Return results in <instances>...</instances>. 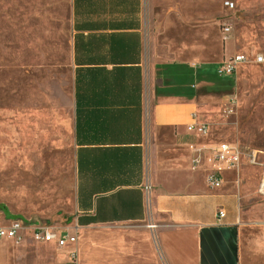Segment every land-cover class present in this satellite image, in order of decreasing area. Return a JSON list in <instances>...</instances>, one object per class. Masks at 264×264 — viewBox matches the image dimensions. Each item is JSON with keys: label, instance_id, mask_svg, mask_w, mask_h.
<instances>
[{"label": "crops", "instance_id": "obj_1", "mask_svg": "<svg viewBox=\"0 0 264 264\" xmlns=\"http://www.w3.org/2000/svg\"><path fill=\"white\" fill-rule=\"evenodd\" d=\"M207 1L72 0V203L58 230L77 232L78 241L3 239L0 264H264V213L244 209L259 183L240 185L241 177L255 179L242 171L247 165L261 171L264 190V151L243 148L240 111V73L264 61L217 74L228 59L252 52L240 51L233 31L224 39V27L210 50ZM214 106L220 125L228 124L225 108L236 107L233 140L209 138L204 112ZM251 127L263 135L264 126ZM220 142L258 151L262 165L244 159L214 190L207 158ZM219 198L234 200L232 214L214 206Z\"/></svg>", "mask_w": 264, "mask_h": 264}, {"label": "rangeland", "instance_id": "obj_2", "mask_svg": "<svg viewBox=\"0 0 264 264\" xmlns=\"http://www.w3.org/2000/svg\"><path fill=\"white\" fill-rule=\"evenodd\" d=\"M226 1L234 8L226 9ZM207 11L211 51L221 27L230 26L240 51L252 52L249 60L264 54V0H208ZM72 14V0H0V227L21 220L27 240L33 227L65 229L71 214ZM240 74L243 148L264 151V133L257 136L251 127L264 126V65ZM226 108L227 125H220L219 107L204 112L212 123L210 139L222 133L233 140L236 107L232 113ZM242 171L255 179L241 177V186L254 190L252 183H259L244 209L262 214L261 171L247 165ZM233 201L219 198L214 206L232 214Z\"/></svg>", "mask_w": 264, "mask_h": 264}, {"label": "built area", "instance_id": "obj_3", "mask_svg": "<svg viewBox=\"0 0 264 264\" xmlns=\"http://www.w3.org/2000/svg\"><path fill=\"white\" fill-rule=\"evenodd\" d=\"M225 7L233 9L235 4L230 1L225 2ZM225 37L227 38L231 33V27L226 26L223 28ZM257 63L261 64L264 61L263 56L257 55L254 59ZM248 56L244 54H237L232 58L225 61L217 68V74L219 76H232L234 75L238 68L248 62ZM232 104H235L233 99ZM230 110L229 113H232ZM199 132L206 133L207 126L201 124L199 127ZM244 159L250 161L252 165H262L258 161V151L252 150L251 152H245L237 145L229 142L217 143L213 148V154L207 158L208 163L211 168L207 171V184L210 188L218 190L223 186L224 173L227 170L235 169L237 170L242 165ZM198 161H195V166ZM147 193L151 191L150 184L145 187ZM225 213L221 211L219 213V218H223ZM150 230H154L156 225L150 223L148 224ZM25 230V226L20 220L12 222L9 227H0V241L3 239H13L20 242L22 237L19 232ZM32 240L36 243H51L56 242L60 247L75 246L78 241L77 232L69 233L68 231H60L58 229H52L49 227H33L31 230ZM262 239L264 242V225L262 226ZM72 260H75V254H72Z\"/></svg>", "mask_w": 264, "mask_h": 264}, {"label": "water", "instance_id": "obj_4", "mask_svg": "<svg viewBox=\"0 0 264 264\" xmlns=\"http://www.w3.org/2000/svg\"><path fill=\"white\" fill-rule=\"evenodd\" d=\"M21 221V220H20ZM23 223V222H22ZM24 224V223H23Z\"/></svg>", "mask_w": 264, "mask_h": 264}]
</instances>
